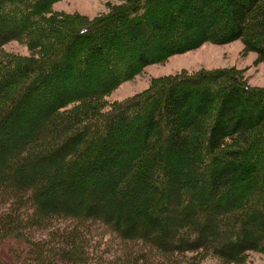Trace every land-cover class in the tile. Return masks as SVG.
Listing matches in <instances>:
<instances>
[{"label": "trees", "instance_id": "16d2710c", "mask_svg": "<svg viewBox=\"0 0 264 264\" xmlns=\"http://www.w3.org/2000/svg\"><path fill=\"white\" fill-rule=\"evenodd\" d=\"M52 1L7 0L0 3L1 16L9 20L15 33L25 24L22 35L18 33L16 38L33 47L36 53L25 61H14L16 64L10 67L6 64L10 56L8 59L5 54L0 55V78H3L0 99H5L0 100V117L12 108V103L17 102L22 111L25 107L34 108L36 112L30 115L33 120L38 118L42 108L46 110V117L42 120L46 123L16 146L12 143L13 154L10 148L5 151L6 158L0 160V248H8L7 254L0 251V264H55L61 260L100 264L101 259H104L103 264H174V261L179 264L186 252L199 255L205 251L220 256L226 262L242 264L245 251L264 246V151H260L261 155L252 163V169L255 168L256 172L261 170L257 173H261L260 176L244 175V180L239 183L242 170L248 163L245 154L253 151L255 156L258 139L264 137V91L249 90L237 77L224 81L218 89L210 80L211 76L202 78L201 85L177 78L164 82L167 84L161 91L160 101L158 95L148 92L116 104L110 111L100 112L104 90L119 80L111 72L107 74L105 84L97 86L94 79L86 91V86L91 85L89 82L93 79L90 77L93 66L104 71V61L110 60L115 70L122 71L134 63H150L146 58L149 52L139 49L135 54L126 49L128 54L123 61L117 50L121 47L112 50L109 42L118 43L116 37L124 34L122 30L130 38L131 31L142 32V27L148 24L145 19L148 14L154 24L148 27H155L159 14L163 15L162 18L168 16L163 5L166 0H124L126 4L87 23L73 15L64 18L51 11L46 17ZM213 2L210 0L211 4ZM221 2L230 18L227 41L242 38L246 48L264 57V0ZM30 26L36 28L37 33L29 39L25 36ZM11 29L8 31L6 28L7 32L1 33L7 35ZM79 38L86 41L78 46L79 54L68 58V63L71 62L73 70L83 68L90 76L82 77L83 70L79 72L77 78L82 77L85 86L81 88L85 89H82L84 93L73 96L82 104L63 112L60 108L70 101L66 88L70 89L73 81L58 83L64 79L60 71L67 69V64L58 60L56 55L62 52L65 57L70 56V46ZM2 57L6 61L1 60ZM29 69L28 79L20 81L21 73ZM48 76V88L54 92L51 94L44 89L42 98L37 93L42 91L41 83H45ZM67 77L76 81V75ZM32 78L36 84L23 91ZM59 85L64 88L63 95L55 90L60 88ZM7 86L10 92L3 98ZM36 86L38 90L33 92ZM34 95L42 99L33 102L31 96ZM139 104H142V109L130 120L121 124L111 122V117L118 116L128 106ZM24 112L18 121L25 127L32 122ZM100 122L104 124L101 134H90L85 138L86 133ZM111 129L115 133L106 138V132ZM3 137L7 142L8 132L0 130V139ZM160 139L166 141L164 148L169 149L166 155L170 157L172 166L183 163L179 155L183 157L188 147L199 151V165L191 166L192 171L206 170L202 166H206V159L201 160L200 157L203 153L210 155L214 163L210 165L201 187L190 191L175 183L164 185L163 189L158 184L156 189L148 190V184L154 186L152 181L165 171L155 164V160H148L154 156L157 158L163 151ZM2 145L0 142V150ZM143 154H146V162L138 166L136 162L142 160ZM55 159L57 163H54ZM133 164L137 177L123 174L124 168ZM36 165H46L47 170L28 173L27 176L18 172L19 168L29 172ZM49 184H56L60 194L43 193ZM113 186L115 191L112 193L110 189ZM255 187L257 192L249 196V189ZM82 195L88 197V204L80 209L78 204ZM240 199L243 202L239 206L232 205L236 202L234 200ZM107 205L111 208L104 209ZM242 219L246 220L245 224L255 226L251 243L245 238L249 228L242 227ZM50 222H55L51 230L53 233L56 231L51 235L53 239L47 242V237L36 239L28 236L30 230L44 231ZM98 230L100 232L96 233ZM101 230L113 234L118 244L128 246L125 254L115 260L93 252L92 249L97 248L102 239ZM90 237L98 239L93 238L91 243ZM155 257L159 261L152 262L150 258Z\"/></svg>", "mask_w": 264, "mask_h": 264}, {"label": "rangeland", "instance_id": "374dc122", "mask_svg": "<svg viewBox=\"0 0 264 264\" xmlns=\"http://www.w3.org/2000/svg\"><path fill=\"white\" fill-rule=\"evenodd\" d=\"M7 1V0H3ZM0 0V3L3 2ZM176 1V2H175ZM166 0L163 1V5L165 6L164 11L166 12V18H162V14L158 15V20L155 22V27H148V25H154L152 24L150 18L146 17L147 23L144 27H142V32H132L131 31V38L130 35L125 34L124 30L122 32L124 34H120L118 37V43L109 42V47H121L117 50L119 53H121V56L123 58V61L126 60L127 52L131 53H137L140 51H147V52H153L156 53H147L146 58L150 60V63L145 65H140L138 63H134L131 66H128L125 70L122 71L115 70L116 67L111 65L110 60L104 61L106 64V67H104V71L101 70L102 68L93 66L92 69H94L92 76L88 74L86 70L80 69V70H73L71 66V62L68 63L69 57H75L77 54H79L80 50L78 46H82L84 41H86L84 38L76 39L74 44H71L70 50L68 54L70 56L65 57V54L60 52L56 55V57H59L58 60L63 61L64 64H67V69L69 68L68 72L66 68L61 69V76L64 78L62 80H59L58 83L61 81H66L68 83L69 81H73L71 85L69 86L70 89H67V97H70V101L68 103L60 108V111H68L71 110L74 106H80L82 103L79 99H76L73 94H78L79 92L84 93L82 89H85V87L81 88L82 85L85 86L82 77L90 76L92 81L89 83L91 85L86 86V91L89 89L90 86L93 85L94 79L97 83V86L103 85L106 83V76L108 73H111L114 77L117 75L116 78H118L119 82L115 83L114 86L110 87L109 89L104 90V93L102 94L101 98L104 101L103 105L100 108V112H107L109 109L112 108V106L122 103L123 101L127 99H131L134 97H137L142 94H147L148 92H153L154 94L158 95V101L161 99V91L165 88L166 84L173 81L174 79L179 78L180 80H192L194 84L201 85L202 78H206L207 76H211L210 80H212V83L214 86H216V89L219 87H222L224 85V81L227 82L231 77H237L241 82L245 84V87L249 90H260L264 91V57H260L255 51L249 50L245 47L244 41L242 38H238L232 41H227L226 37V30L229 26V14L227 13L226 8L222 4L221 0H213V4L210 3V0ZM209 3V4H208ZM123 4H126V1L124 0H53L49 4V8L47 9L45 16H49V12H56L57 15H62L64 18L66 16H75L78 17V19H81L84 23L94 21V19H98L101 17H105V15L111 13L116 8L122 6ZM2 5V4H1ZM0 5V6H1ZM174 5V6H173ZM9 7H6L8 9ZM49 10V11H48ZM2 9L0 7V55L5 54L7 58L10 56V60L7 61L6 64H8L10 67L11 65L14 66L16 63L14 61H25L36 55L34 48L23 42L22 40L16 38V35L20 33L22 35V32L24 30L23 25L18 28V31L15 33V30H13L11 23L9 20H6L4 17L1 16ZM20 13V20L22 21L23 17ZM160 17L162 19H160ZM26 20V19H25ZM160 20V21H159ZM12 21V19H11ZM15 22V21H13ZM14 25V24H13ZM16 26V25H15ZM23 27V28H22ZM6 28H8V31L11 29L12 31L5 35L2 34V31L7 32ZM28 28V27H27ZM30 30L26 33L27 38H34L37 31L36 28L33 26L29 27ZM15 37V38H14ZM126 49L128 51L126 52ZM139 49V50H138ZM115 50V48H114ZM116 50V51H117ZM209 51V52H208ZM38 57V56H37ZM55 57V58H56ZM72 58V59H73ZM114 58V57H113ZM36 59V58H35ZM71 59V58H70ZM1 60H5L6 58ZM67 60V61H66ZM112 60V59H111ZM14 62V63H13ZM1 63V62H0ZM62 63V62H61ZM94 65V64H93ZM66 66V65H65ZM71 67V68H70ZM80 68V67H78ZM42 69V68H41ZM57 70L60 69V67L56 68ZM56 69H54L56 71ZM83 75L77 78V75L79 72H82ZM86 71V73H85ZM114 71V73H113ZM31 74L30 69L24 70L23 73H21V79H25L29 77ZM46 74V73H45ZM50 74V73H49ZM46 74V75H49ZM70 74V76L76 75V81L74 82L75 78L71 80L70 77H67ZM99 78H96L97 76ZM105 75V76H104ZM215 77V79H214ZM7 78V76L5 77ZM35 78V77H34ZM28 79V78H27ZM33 79V78H32ZM30 79V84H26L23 88V91L26 90V87H30V85L36 84L35 79ZM105 79V80H104ZM1 80L3 78H0V84ZM46 82L41 83V87L43 88L41 92L37 93L38 96L43 98V91L44 89H47L52 92L54 90L52 88H48L50 86L49 82V76L46 77ZM200 81V82H199ZM167 82V83H164ZM53 84V83H52ZM3 85V84H2ZM33 85V86H34ZM60 86V85H59ZM52 87V86H51ZM10 87L7 86V90L4 89L3 92V98L9 94ZM37 86L33 90V92L36 90ZM60 86V88L57 90L55 89L59 94L63 95L65 91L64 88ZM96 88V87H95ZM28 89V88H27ZM32 89V88H31ZM62 89V90H61ZM164 91V90H163ZM49 93V94H50ZM57 93V94H58ZM35 97H32L33 102L40 101L42 98H38L37 95H34ZM54 98V94L52 95ZM1 101H5L2 98ZM18 101V100H17ZM4 103V102H3ZM17 103H12V108H9L5 111V114L0 117V130H4L8 132V141L1 140L0 142L2 145V150H0V160H4L6 158L5 151H9L11 154H13L14 146H12V143H15V146L23 139L24 137L31 134L33 131H35L37 128H40L41 125H43L46 122L42 123V120L46 117V110L42 108L39 112L38 118H35L34 120L31 118L30 115L36 112L34 111V108L32 107H25L23 111L18 107ZM79 104V105H78ZM143 107L142 104H139V106H128L122 113H120L118 116L111 117V122L114 124H121L125 120H130L133 116L136 115V113L140 112ZM78 108V107H77ZM25 110V112H24ZM21 111V112H20ZM110 111V110H109ZM24 112V116L28 118L29 121H31V125L25 126L23 123L20 124L18 121V118L21 116V113ZM24 117V118H25ZM33 120V121H32ZM103 123H99L97 127H95L93 130L89 131V133H86L87 136L85 138H89L90 134L97 135L100 132L101 127L103 126ZM164 125V124H163ZM163 129H165L164 126H162ZM115 132L111 129L110 131L106 132L108 136L113 135ZM101 134V132H100ZM263 134V133H262ZM260 134V136L262 135ZM10 135V137H9ZM12 135V138H11ZM88 141L90 139H87ZM86 140V142H87ZM259 143H257V147L255 149L256 151V157L253 155L254 152L247 151L245 154L246 161L248 160V163H246L245 167L242 170L241 178L239 179V183L244 178V175L247 177L251 176H257L259 177L260 174L259 167L257 166V169L259 171L256 172V169H252V163L259 157L260 151H264V137L261 136V139L259 138ZM161 147L163 148L162 152H159L156 156L148 158V160H155V164L158 165L159 168H163L165 171L163 172L162 176H160L158 179L152 181V185L148 184V190H151L153 188L156 189V186L163 189L164 185L179 183L186 187V189L195 190L198 187H201L203 185V181L205 179V176L209 174L210 171V165L214 163V160H211L210 155H204L203 157L201 155L200 159L203 160L206 159V166L203 164L204 171L197 170L193 171L191 170V166H197L199 165V151L194 149L193 147H188L187 150H185V155L182 157L179 155V159L183 162L182 164L173 165L169 162V156L166 155L168 152V148H164V144L166 143L165 140L160 139L159 140ZM94 143V142H93ZM11 144V146L9 145ZM141 144V143H140ZM198 144H201L198 142ZM166 145V144H165ZM142 148V147H141ZM88 149V148H87ZM86 149V150H87ZM144 149V148H143ZM191 150V151H190ZM91 152V151H90ZM144 153V150L142 151ZM10 154V155H11ZM173 154V153H172ZM146 154H143V158L141 156V159L139 162H136L138 166L143 165L146 162ZM170 155V154H169ZM169 157V158H168ZM181 157V158H180ZM255 157V158H254ZM198 159V161H197ZM81 160H85V158H82ZM54 163H57V160H54ZM108 164V163H107ZM49 166V164L47 165ZM46 165H36L34 166L31 171L27 172L25 168H19L18 172L21 173L24 176H27L26 174H35L39 173L40 171L47 170ZM135 166L131 165L130 168L126 167L123 170V174H128L132 177H137V171L134 169ZM134 169V170H133ZM28 174V175H29ZM137 174V175H136ZM146 180H149L148 177ZM244 180V179H243ZM151 181V180H150ZM148 183V181H147ZM244 186L246 184L242 183ZM156 185V186H155ZM192 186V188H191ZM239 185L238 187H240ZM143 191L146 189L144 186H142ZM248 188V187H247ZM256 188V187H255ZM253 188L252 190L249 189L248 192L249 196L250 194H254L257 192V188ZM241 189V188H240ZM233 190V189H232ZM237 191L239 188L236 189ZM235 190V191H236ZM248 190V189H247ZM246 190V191H247ZM50 192L55 193L52 194L53 196L59 195L61 190H59V187L55 184H49L46 188H44V192ZM112 193L115 191V187L113 186L110 189V192ZM87 191H84L86 193ZM87 194V193H86ZM204 194V193H203ZM43 196V194H41ZM201 196V194H199ZM82 200L79 202L78 207L80 209L85 208V206L88 204V197L81 196ZM232 205L235 204V207L240 205L243 200H234ZM111 206V205H110ZM109 205L105 206L104 209L109 208ZM52 207V206H50ZM49 207V208H50ZM111 208V207H110ZM101 212V211H100ZM244 224L242 227L245 229L249 228V233L245 234V238L248 239V241L251 243L250 239H254V232L255 226L245 224L246 220L244 221ZM173 221H176L173 220ZM241 221V220H240ZM58 222V221H57ZM56 222V223H57ZM245 222V223H244ZM55 226V222H50L48 224V227L41 231L40 233L37 231H29L28 236L31 238H41L45 239L47 237L48 239H53L52 236L56 232L51 231L54 228L52 226ZM60 224H58L59 226ZM239 223L237 224V226ZM100 229V227H98ZM100 232L98 230L96 233ZM240 232L239 230L237 231ZM48 233V234H44ZM50 233V234H49ZM101 240L98 242L97 248L92 249V251L97 252V254L101 255L103 258L106 259H117L121 255L125 254V250H128V246L124 247L121 244H118L116 240L112 237V235L104 230H101L100 233ZM244 234V233H242ZM52 235V236H51ZM207 236V235H206ZM238 236V235H237ZM91 238V239H90ZM90 242L92 243V239H98V237H90ZM45 242V241H44ZM85 243V239L83 241ZM127 243V242H125ZM144 248V247H143ZM7 247H1V252H6ZM99 249V250H98ZM89 252V251H87ZM206 252V253H205ZM202 254L199 255L191 252H186L185 257H183L179 262V264H182L184 261L189 264V262L193 264H234L235 261L232 262H226L225 260H222V258L216 254H210L207 253L208 251H205ZM44 254V251H41V254ZM50 253V251H48ZM7 254V252H6ZM90 255V254H89ZM196 255V256H195ZM6 258V257H5ZM7 259V258H6ZM120 259V258H119ZM150 260L153 261H159L157 257L155 259L150 258ZM189 261V262H188ZM104 263V259H101L100 264ZM115 264L116 262H112ZM176 264V262H172ZM242 264H264V246L262 248H251L247 251H245L242 260ZM10 264H14L10 262ZM18 264V263H17ZM55 264H82V262H73V261H58Z\"/></svg>", "mask_w": 264, "mask_h": 264}, {"label": "bare ground", "instance_id": "6f19581e", "mask_svg": "<svg viewBox=\"0 0 264 264\" xmlns=\"http://www.w3.org/2000/svg\"><path fill=\"white\" fill-rule=\"evenodd\" d=\"M209 52V51H208Z\"/></svg>", "mask_w": 264, "mask_h": 264}]
</instances>
